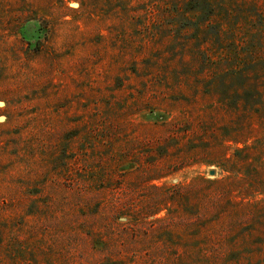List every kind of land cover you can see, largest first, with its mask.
Masks as SVG:
<instances>
[{
	"label": "rangeland",
	"instance_id": "374dc122",
	"mask_svg": "<svg viewBox=\"0 0 264 264\" xmlns=\"http://www.w3.org/2000/svg\"><path fill=\"white\" fill-rule=\"evenodd\" d=\"M0 264H264V0H0Z\"/></svg>",
	"mask_w": 264,
	"mask_h": 264
},
{
	"label": "water",
	"instance_id": "95a60500",
	"mask_svg": "<svg viewBox=\"0 0 264 264\" xmlns=\"http://www.w3.org/2000/svg\"><path fill=\"white\" fill-rule=\"evenodd\" d=\"M212 174L214 173V171L211 172Z\"/></svg>",
	"mask_w": 264,
	"mask_h": 264
}]
</instances>
